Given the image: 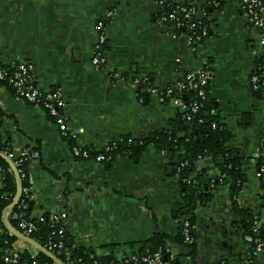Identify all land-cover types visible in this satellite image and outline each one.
Wrapping results in <instances>:
<instances>
[{"label":"crops","instance_id":"obj_1","mask_svg":"<svg viewBox=\"0 0 264 264\" xmlns=\"http://www.w3.org/2000/svg\"><path fill=\"white\" fill-rule=\"evenodd\" d=\"M157 1L0 0V64L29 61L36 87H62L69 130L80 145L96 150L119 137L144 138L168 129L179 110L169 101L161 103L157 93L139 98L129 81L110 78L111 71L127 79L147 76L159 91L187 71L207 67L206 100L232 132L228 146L242 156L237 204L261 217L264 180L256 163L264 145V102L249 84L261 31L242 16L241 0H217L222 10L208 7L210 33L190 53L184 36L171 37L158 23ZM165 1L204 5L209 0ZM110 8L115 13L106 22V67L95 70L93 26ZM0 139L11 158L22 149L39 152L27 165L30 213L66 211L64 227L74 249L118 258L137 251L154 233L176 237L173 219L184 206L174 170L178 157L148 147L109 162L75 159L53 119L41 107L14 98L8 83H0ZM194 168L210 176L218 172L209 157L198 159ZM210 189L207 204L197 203L183 215L193 221L194 243L193 248L170 245L175 264H264V253L247 258L238 229L242 219L231 208L228 186ZM3 219L11 224L15 216L6 210ZM14 243L25 246L20 239Z\"/></svg>","mask_w":264,"mask_h":264},{"label":"built area","instance_id":"obj_2","mask_svg":"<svg viewBox=\"0 0 264 264\" xmlns=\"http://www.w3.org/2000/svg\"><path fill=\"white\" fill-rule=\"evenodd\" d=\"M157 3L160 7L157 15L158 23L167 27V33L171 37L184 36L190 53L197 52L199 46L210 33L212 22L208 7L219 9V11L222 10V6L217 0H209L204 5H198L194 2L182 3L165 0H158ZM239 8L247 23L261 31L257 38L256 61L249 76V84L251 91L259 92L260 100L264 102V4L261 0H241ZM114 13V8L107 9L103 17L94 23L93 28L96 33V39L90 63L95 70H103L106 67L105 47L108 39L106 22L113 17ZM33 69L34 65L29 61H12L9 66L0 64V83H8L12 87L14 98L41 107L53 119L60 134L68 143L71 154L75 159H88L97 162L113 161L112 151L116 148V139L105 143L99 150L80 145L69 130V117L66 111V100L62 87L55 86L46 90L36 87L33 83ZM109 76L114 80L129 81L136 90L140 84L148 79L147 76H132L127 79L114 71H111ZM209 79L210 71L207 67H204L199 70L187 71L181 79L170 85H165L159 91L154 87L149 88L148 91L149 93H157L161 103H165L167 99V101L183 111L182 119L189 121L198 112L202 101L206 98V88ZM188 90H193L195 95L186 101L180 97V94ZM212 125L214 126V123ZM134 141V138L129 137L127 145L134 144ZM0 153L9 156L12 160L21 182V195L17 203L18 211L13 213L17 221V229L23 235L34 239L32 235L38 229L36 220L43 221L44 215L33 216L31 213L26 214L28 201L32 200V180L28 174L27 165L31 160L38 158L39 152L37 150L22 149L12 158L7 151H0ZM121 156L118 153L115 154V158ZM124 156L129 157V152ZM259 169L261 173H264V164ZM7 177L8 169L0 164V187L4 185ZM23 182L24 185H22ZM214 182L213 178L210 182L211 188L214 187ZM224 185L228 186L227 184ZM6 210L9 212V208ZM67 215L66 211L48 214V220L55 229L53 228L50 240L43 247L57 258V255H60L63 261L58 259L62 264H75L71 257V247L67 245L64 227V220ZM173 222L177 227V233L182 237L183 243L186 245L193 244L194 236L192 231L194 226L188 218L175 216ZM3 232V229L0 228V235ZM6 234L12 235L8 230H6ZM240 236L246 245L247 252L251 253L253 257L264 253V214L254 219L248 230L240 229ZM25 250L30 253V261L22 259V253ZM37 253L38 250L26 242L23 247L12 243L11 247L4 253H0V262L1 264H42L36 259ZM113 258L116 263L109 262L107 264H170L175 259V253L171 246H166L155 250L146 248L141 252L134 251L121 257ZM80 261L81 259L77 260V262ZM54 263L57 264L55 261ZM91 264H101V262L99 259H93ZM220 264L227 263L222 260Z\"/></svg>","mask_w":264,"mask_h":264},{"label":"trees","instance_id":"obj_3","mask_svg":"<svg viewBox=\"0 0 264 264\" xmlns=\"http://www.w3.org/2000/svg\"><path fill=\"white\" fill-rule=\"evenodd\" d=\"M151 87L153 86L148 78L147 81L140 84L137 89L138 97L140 98L149 94L148 89ZM194 95L195 92L193 90H188L182 92L180 97L187 101L189 98H193ZM253 95L257 99L261 98L259 92H253ZM165 101L167 102V99ZM182 113L183 111L178 110L174 119L170 121L168 129L153 132L144 138H134V144L127 145V139L130 136L116 139V148L112 151L114 159H116L115 154L117 153L124 156L129 152V157H135L148 147H154L160 151H165L172 154V156L178 157L174 170L175 173L178 174V183L184 206L175 216L180 217L187 214L188 210L197 203L207 204L211 195L210 182L214 178V187L218 184L228 185L231 208L234 212L239 214L242 219L241 225L238 228L239 231L240 229L248 230L257 216L241 209L237 204L236 198L242 187L244 176L241 166V154L236 149L228 146V141L232 137V132L220 122L218 116L212 114L211 103H209L206 98L202 101L198 112L193 115L189 121H184L182 119ZM212 123H214V126ZM0 151L8 152L7 145L3 143L1 139ZM202 157H209L212 159L218 169V174L216 176L208 175L206 170H195L194 163ZM0 164L8 169V177L4 185L0 187V228L4 231L3 234L0 235V253H4L11 247L12 243L18 239L13 235L6 234L7 228L3 219V213L8 209L16 193V182L13 174L9 170V166L1 158ZM263 164L264 145L261 147L256 167L259 169ZM261 179L264 180V173H261ZM22 185H24V182ZM31 201L32 200L28 201L26 214H30L32 206ZM9 211L11 214L17 212V204L11 207ZM188 220L193 224L190 218H188ZM36 221L38 229L32 237L40 245L45 246L50 240L51 231L55 228L48 220V215H44L43 221ZM9 222L13 227L18 228L16 219H10ZM66 238H68L67 234ZM171 244H175V246L186 245L183 243L182 237H180L178 233L174 239L168 238L161 233H154L149 239L142 242L137 251L141 252L146 248L155 250L159 247L164 248L170 246ZM186 246L193 248V244ZM192 251L194 250L192 249ZM57 256L63 261L60 255ZM71 257L75 261V264H91L93 259H99L101 264H107L109 262L116 263L113 256L98 257L93 255L86 247H76L75 253L73 254L71 252ZM247 258L251 261L254 259L251 253H248ZM22 259L27 261L31 260L28 250L22 253ZM36 259L42 264H55L52 258L41 251H38ZM78 259H81V261L77 262ZM170 264H175V260Z\"/></svg>","mask_w":264,"mask_h":264},{"label":"water","instance_id":"obj_4","mask_svg":"<svg viewBox=\"0 0 264 264\" xmlns=\"http://www.w3.org/2000/svg\"><path fill=\"white\" fill-rule=\"evenodd\" d=\"M0 158L3 159L4 161H6V163L11 167L15 177H16V193L12 199V202L11 204L9 205V209L11 207H13L14 205H16L20 199V195H21V182L19 180V177H18V173H17V170L15 168V166L13 165V162L12 160L0 153ZM7 230L15 237H17L18 239L30 244L31 246H33L34 248H36L38 251H41L43 252L44 254H46L47 256H49L50 258H52L57 264H62V262L57 258L55 257L52 253H50L49 251H47L42 245H40L38 242H36L34 239L28 237V236H25L23 235L17 228L13 227L11 224H9L8 222H6L5 224ZM67 244L68 246L71 247V251L72 253L74 254L75 253V249L73 247V241L71 238H67Z\"/></svg>","mask_w":264,"mask_h":264}]
</instances>
